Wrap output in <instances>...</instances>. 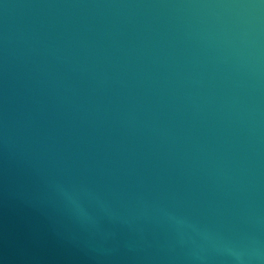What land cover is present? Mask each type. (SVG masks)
<instances>
[{
    "label": "water",
    "instance_id": "obj_1",
    "mask_svg": "<svg viewBox=\"0 0 264 264\" xmlns=\"http://www.w3.org/2000/svg\"><path fill=\"white\" fill-rule=\"evenodd\" d=\"M0 264H264V0H0Z\"/></svg>",
    "mask_w": 264,
    "mask_h": 264
}]
</instances>
